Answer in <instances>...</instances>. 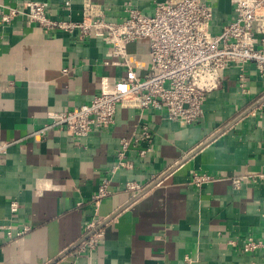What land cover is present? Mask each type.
<instances>
[{
	"label": "crops",
	"instance_id": "obj_1",
	"mask_svg": "<svg viewBox=\"0 0 264 264\" xmlns=\"http://www.w3.org/2000/svg\"><path fill=\"white\" fill-rule=\"evenodd\" d=\"M27 1L0 0V142H13L0 155V222L31 230L9 239L0 229V264H264V247L242 249L248 237L264 241V180L238 189L230 182L234 175L264 172V110L263 102L257 104L264 74L246 65L243 92L242 70H223L204 116L191 124L164 111L119 105L112 127L81 141L57 127L40 133L50 111L90 102L103 78L113 81L126 68L104 63L108 45L100 37L79 41L20 17L2 23V11ZM37 1L48 2L55 18L81 20L86 0H71L70 8L65 0ZM91 1L101 4L108 20L121 21L128 4L152 15L165 0ZM207 1L214 7L212 30L219 32L234 18L233 5ZM149 43L139 39L127 48L141 76L150 66ZM142 124L153 131L152 150L140 154L147 141L130 146L133 166L117 171L113 193L96 208L92 196L117 162L121 140ZM195 174L213 179L198 187ZM128 181L146 189L134 195L125 189ZM12 199L20 203L16 213ZM109 218L97 228L104 233L97 247L77 252L87 223Z\"/></svg>",
	"mask_w": 264,
	"mask_h": 264
},
{
	"label": "built area",
	"instance_id": "obj_2",
	"mask_svg": "<svg viewBox=\"0 0 264 264\" xmlns=\"http://www.w3.org/2000/svg\"><path fill=\"white\" fill-rule=\"evenodd\" d=\"M235 16L213 32L214 7L207 0H165L159 2L152 15L128 4V15L121 21L108 20L100 3L86 0L81 20L55 18L46 1L29 0L23 7L11 6L1 12L3 24L16 18L26 19L47 29L62 30L79 41L100 37L108 45L106 64L126 68L125 75L110 81L103 78L101 89L88 103L74 105L63 111H50L48 120L38 131L44 133L57 127L69 132L75 141H81L96 129H108L115 123L119 105L141 111H164L171 120L191 124L204 116V102L208 94L220 87L222 71L235 66L242 70L240 87L248 92L244 68L254 64L264 74V0H230ZM71 0L64 1L70 8ZM149 39L150 66L141 76L128 55V45L139 39ZM67 72V69H64ZM264 110V102L262 103ZM153 131L148 124L131 138H123L117 162L101 177L92 203L97 208L101 201L113 193V176L121 168H131L127 153L133 143L147 141L150 146L140 150L146 156L152 150ZM13 142H0V155L8 152ZM209 174H195L193 182L200 187L212 180ZM264 172L231 177V185L238 189L245 182H262ZM125 189L137 195L146 189L137 181H128ZM11 212L16 213L20 203L10 201ZM102 221L91 220L86 225L77 252L92 251L104 235L97 229ZM9 239L22 236L31 230L30 225L18 227L13 222L1 223ZM86 236V235H85ZM235 245L236 241L228 240ZM264 247V241L248 237L242 245L245 252ZM192 262L194 259L187 256Z\"/></svg>",
	"mask_w": 264,
	"mask_h": 264
},
{
	"label": "water",
	"instance_id": "obj_3",
	"mask_svg": "<svg viewBox=\"0 0 264 264\" xmlns=\"http://www.w3.org/2000/svg\"><path fill=\"white\" fill-rule=\"evenodd\" d=\"M262 102H264V96L258 101V103L257 104H260V103H262ZM117 213H115L114 215H112V217H114L115 215H116ZM111 217V218H112ZM110 220V218L108 219V220H105V221H103L101 224H100V226L99 227H102L107 221H109ZM88 235H86L85 236V238L87 237ZM79 243H76V245H78Z\"/></svg>",
	"mask_w": 264,
	"mask_h": 264
}]
</instances>
